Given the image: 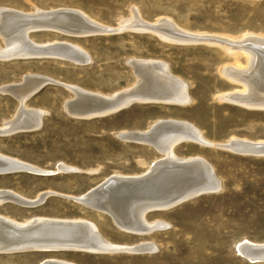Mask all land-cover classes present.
<instances>
[{"label": "rangeland", "instance_id": "obj_1", "mask_svg": "<svg viewBox=\"0 0 264 264\" xmlns=\"http://www.w3.org/2000/svg\"><path fill=\"white\" fill-rule=\"evenodd\" d=\"M0 8L29 14L59 9L80 12L106 29L82 37L56 32L30 35L38 44L58 41L59 46L78 47L76 50L88 56V62L69 57L0 62V87L20 84L31 75L53 81L26 104L45 113L41 128L0 137V154L54 172L0 175V191H12L31 200L45 192L56 193L34 208L0 205V215L19 222L38 217L88 220L112 245L150 242L156 247L149 253L0 254V264H42L50 259L72 264H264L247 260L237 249L245 241L264 245V157L230 153L187 140L179 142L173 153L182 159H205L214 168L221 191L149 213L148 221L168 225L149 236L125 233L106 214L63 197L83 196L113 175L143 174L164 159L155 147L118 137L122 132L146 131L161 120L191 123L214 143H225L232 137L264 140V109H247L219 100L223 93L243 89L223 77L224 68L237 65L223 48L167 42L157 33L125 28L127 22L137 19L154 28L171 21L192 34L264 37V0H0ZM0 46H6L1 36ZM240 59L246 65L244 57ZM132 60L167 63L171 76L189 85L191 104L134 103L119 113L89 120L67 114L65 105L74 96L66 85L106 96L135 88L138 80L129 65ZM162 79H148L146 92L166 93L169 86ZM19 106L11 95L0 94V126L13 118ZM165 133L159 135V141L173 134L170 130ZM60 165L76 171L59 172Z\"/></svg>", "mask_w": 264, "mask_h": 264}, {"label": "bare ground", "instance_id": "obj_2", "mask_svg": "<svg viewBox=\"0 0 264 264\" xmlns=\"http://www.w3.org/2000/svg\"><path fill=\"white\" fill-rule=\"evenodd\" d=\"M0 21L2 24L0 36L6 45L5 47L0 46V62L35 58L66 59V57L75 61L85 60L88 62V56L86 57L85 54L76 50L78 47L59 46L58 41L38 44L31 41L30 35L56 32L65 36L82 37L87 33L106 31L105 27L87 18L84 14L64 9L48 12L38 11L36 14H29L0 8ZM125 28H137L135 30L138 32L157 33L163 41L167 42L220 46L230 57L236 60L237 64L224 68L223 77L231 83L241 85L243 89L223 93L219 95V100L247 107V109H264V37L246 34L241 38H216L204 34H192L177 28L171 21H164L154 28L137 19L127 22ZM120 30L118 29V31ZM241 57L246 60V65L240 62ZM129 65L134 69L138 80L135 88L119 92L114 96H106L87 92L77 86L66 85L65 87L74 96V99L66 103V112L74 118L77 116L92 117L99 112L125 109L134 103L191 104L192 97L189 93V85L185 81L171 76L167 63L152 60H132ZM150 78L154 81L155 79L162 81L164 78L168 83L169 90L162 94L156 92L153 94L152 91L147 93L146 84L149 83L148 79ZM51 83L53 81L46 77L31 75L26 76L20 84L0 87V94L11 95L20 104L13 118L0 126V137L41 128L45 113L29 109L26 104L42 87L51 85ZM56 84L58 85L57 82ZM166 130H170L173 134L167 140L159 141L162 138L159 139V135L164 136ZM118 137L126 142H139L155 147V150H159L164 155V159L156 161L143 174L137 176L113 175L83 196L63 195V197L72 201L79 199L83 201L80 205L91 210L95 207L109 212L110 214H107L95 210L109 216L121 231L136 236H149L168 226L162 221H148L147 215L157 212H149L151 209L166 211L180 203L193 200L201 194H214L221 191V182L217 179L214 168L205 159L201 157L182 159L173 153L174 146L179 145V142L187 140L205 147L230 151V153L264 157V140L250 141L232 137L225 143H214L205 138L201 130L195 125L182 121L161 120L154 123L146 131L122 132ZM0 166L7 168V170H13L0 175L15 172L34 174L41 171L48 172L2 154H0ZM60 167L76 170L66 165H60ZM115 178L131 180L133 184L138 182L142 185L139 187L134 185L132 189L124 186L117 187L115 190L112 188L99 189L96 194L90 195L93 190ZM51 195H56V193L45 192L31 200L12 191L1 190L0 205L12 203L25 208H34L43 204ZM237 249L242 257L251 262H259L260 259H264V245L245 241L239 244ZM19 250H37L29 252L40 253L87 251V253L93 254H116L134 253L135 251L149 253L154 252L156 247L150 242H142L134 246L112 245L107 242V239L105 240L98 227L88 220H59L38 217L26 222H19L0 215V254L10 252L9 254L14 255L17 254L14 251ZM42 264L72 263L50 259Z\"/></svg>", "mask_w": 264, "mask_h": 264}, {"label": "water", "instance_id": "obj_3", "mask_svg": "<svg viewBox=\"0 0 264 264\" xmlns=\"http://www.w3.org/2000/svg\"><path fill=\"white\" fill-rule=\"evenodd\" d=\"M106 110V109H105ZM123 109H121V110H118L117 111V109L115 110V111H111V112H109V111H106V112H99V114H97V115H95V116H90V117H75V118H78V119H83V120H89V119H94V118H100V117H107V116H110V115H113V114H116V113H118V112H120V111H122ZM67 114H69V113H67ZM21 132H25V131H20L19 133H21ZM11 134H13V133H11ZM1 167V169H0V174L1 173H5V172H12L13 170H7V168H5V167H3L2 168V166H0ZM18 170V169H17ZM19 170H21V169H19ZM58 171L59 172H75L76 170H73V169H66V168H62V167H60V166H58ZM38 174H44V175H47V174H54V172H37ZM117 179V180H116ZM110 181V180H109ZM134 185H135V187H139L140 185H142V183H135V184H133L132 183V181L131 180H120V179H118V178H115V179H112L110 182H105L100 188H98V189H95V190H93L92 192H91V194L90 195H92V194H96V192H98V190L99 189H108V188H112V189H116L117 187H121V186H124V187H128V188H134ZM101 191V190H100ZM89 195V194H88ZM203 194H201V195H199V196H202ZM199 196H197V197H199ZM196 197V198H197ZM73 201H75V202H78L79 204H82L83 203V201H81V200H79V199H73ZM180 204H183V203H180ZM180 204H178V205H176V206H174V207H177V206H179ZM86 206V205H85ZM174 207H172V208H174ZM93 208V207H92ZM95 208V207H94ZM93 208V210H97V211H99V212H105V213H107V214H110L109 212H106V211H102L101 209H97V208H95L94 209ZM152 211H159V209L158 210H154V209H151L149 212H152ZM148 212V213H149ZM29 251H37V250H19V251H14V253H20V252H29ZM87 252V251H86ZM153 252V251H152ZM10 252H4V254H9ZM134 253H139L138 251H135ZM259 262H264V259H260V261Z\"/></svg>", "mask_w": 264, "mask_h": 264}]
</instances>
